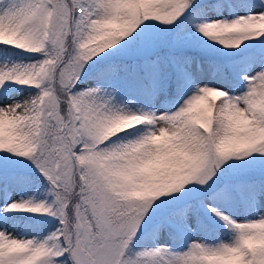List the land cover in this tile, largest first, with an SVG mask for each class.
Returning <instances> with one entry per match:
<instances>
[{"label": "snow or ice", "instance_id": "obj_1", "mask_svg": "<svg viewBox=\"0 0 264 264\" xmlns=\"http://www.w3.org/2000/svg\"><path fill=\"white\" fill-rule=\"evenodd\" d=\"M0 264H264V0H0Z\"/></svg>", "mask_w": 264, "mask_h": 264}]
</instances>
